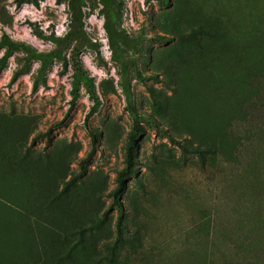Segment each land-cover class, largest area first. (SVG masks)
<instances>
[{
    "label": "rangeland",
    "instance_id": "374dc122",
    "mask_svg": "<svg viewBox=\"0 0 264 264\" xmlns=\"http://www.w3.org/2000/svg\"><path fill=\"white\" fill-rule=\"evenodd\" d=\"M85 2L78 59L100 106L90 114L85 88L72 105L77 38L36 90L39 62L12 80L17 52L0 76V172L26 150L50 165L41 183L74 222L55 243L64 264H264V0ZM68 3L0 0V41L56 49L37 33L71 32ZM124 67L149 122L135 124ZM132 134L134 171L116 196Z\"/></svg>",
    "mask_w": 264,
    "mask_h": 264
},
{
    "label": "trees",
    "instance_id": "16d2710c",
    "mask_svg": "<svg viewBox=\"0 0 264 264\" xmlns=\"http://www.w3.org/2000/svg\"><path fill=\"white\" fill-rule=\"evenodd\" d=\"M45 0H17L19 5L32 3L39 6L40 2ZM115 4L118 0H112ZM69 8L72 15V31L65 36L56 34L45 35L37 33L38 37L52 42L56 49L49 52L37 50L29 43L16 41L9 35L4 34L0 41V49H4V54L0 59V76L7 68L9 60L17 53L25 54V67L18 69L12 80L15 81L20 76L30 72L31 64L39 62L38 74L34 80V90L38 89L40 84L46 82V75L55 61H65L64 53L69 46L78 39V44L74 48V68L72 82V105L74 106L81 97V89L85 88L94 106L90 114L95 113L100 106V98L97 94L95 79L83 63L78 59L81 49L89 42L84 31V11L87 6L85 0H69ZM91 46H98L90 43ZM125 79L123 81L124 91L128 100V107L131 115L138 124L140 121L149 122L141 117L131 101L132 93L130 81L127 74V67H124ZM212 126H209V128ZM27 139V138H26ZM26 139L21 134H15L10 139L14 146L19 149L26 143ZM135 136L132 134L129 148L127 151V166L118 178L116 196L122 193L126 188L125 175L132 173L133 168V145ZM22 156L18 158H3L1 162L2 172H0V226L6 227L7 223L15 228V237H10L8 232L0 228V264H64V257L55 252V243L64 237L69 236V230L74 222H69L68 214L59 206L56 196L48 191L41 183V175L50 167L48 163L40 161H27L32 157L29 150L21 151ZM27 161V162H26ZM47 166V167H46ZM55 189L57 187L55 186ZM61 208V210H60ZM71 221V220H70ZM30 239V246L26 249L18 246L13 247L16 239L23 241ZM33 241V242H32Z\"/></svg>",
    "mask_w": 264,
    "mask_h": 264
}]
</instances>
